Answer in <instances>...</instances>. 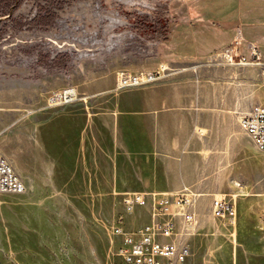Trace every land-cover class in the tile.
Wrapping results in <instances>:
<instances>
[{"label": "rangeland", "instance_id": "obj_1", "mask_svg": "<svg viewBox=\"0 0 264 264\" xmlns=\"http://www.w3.org/2000/svg\"><path fill=\"white\" fill-rule=\"evenodd\" d=\"M237 2L0 0L2 14L13 6L10 18L0 23V76L6 87L2 94L12 96L10 86L16 84L25 86L59 78L84 81L92 68L115 60H145L151 64L160 48L154 42L160 33H151V28L139 23L147 21L156 26L158 20L166 18L167 10L176 23L167 48L178 53L205 55V36L211 43L222 36L264 33V12L255 13L241 24L237 20ZM205 12L212 16V22H205ZM254 40L264 54V36H254ZM219 49L217 46L208 50L207 56L183 65H194L195 72L205 70V83L229 86L223 95L216 89L215 96H222L225 102L233 98L239 107L241 103L255 102L256 94L264 102V79L258 70L221 65L218 57L211 56ZM240 49L245 52L243 41ZM102 81H109V77ZM248 105L240 107L243 110ZM223 132L227 134L224 147L237 161L236 172L243 180H256V184H246L234 175L233 161L227 159L226 153H205L210 156L211 172L215 171L225 184L220 190H229L232 180H238L242 189L236 198L233 243L227 221L211 218L205 205L199 212L205 218V229L194 233L195 239L205 238V249L197 239L191 263L201 264L205 255V264H264V154L252 145L238 123L237 127L225 126ZM249 161L254 166L251 172ZM22 195L0 193V264H109L113 249L109 228L113 216L122 210L119 200L98 201L94 209L82 202L80 215L64 207V200L55 201L56 206L38 198L25 203ZM141 219L142 209L136 208L124 214L123 225L131 229Z\"/></svg>", "mask_w": 264, "mask_h": 264}, {"label": "crops", "instance_id": "obj_2", "mask_svg": "<svg viewBox=\"0 0 264 264\" xmlns=\"http://www.w3.org/2000/svg\"><path fill=\"white\" fill-rule=\"evenodd\" d=\"M236 8L237 20L246 24L255 13L264 12V0H238ZM211 17L205 12V22H212ZM238 35L245 46L251 43L259 48L254 36L264 33ZM233 37L222 36L210 43L205 36V55H193L168 49V36L165 41L155 42L160 48L151 64L145 60H115L92 68L84 81L59 78L25 86L9 85L10 97L2 94L6 87L0 76V153L24 184L22 200L26 203L38 198L50 201L52 206L64 200V207L80 215L82 202L94 209L98 201L119 200L122 210L115 216L120 213L124 218V214L142 209V219L133 228L126 229L122 219V228L132 231L148 221V208L135 205L126 211L121 203L123 191H173L186 185L198 193L195 231L205 229V218L199 212L205 205L209 207L211 195L225 192L220 190L225 184L215 171L211 172L210 156L205 153H226L227 159L233 161L234 175L246 184H256V180H243L236 172L237 161L224 147L227 134L223 128L237 127L242 112L254 103L264 102L258 100V94L255 102L241 103L239 107L233 98L225 102L222 96H215L216 89L223 95L230 87L205 83V70L187 69L151 84L119 91L113 89V75L118 69L153 71L162 63L187 66L183 64L207 56V51L217 46L223 48ZM259 53L264 60L262 51ZM106 77L109 81H102ZM66 85L74 86L78 94L90 96L86 107L76 102L57 109L45 108V96ZM209 89L212 91L205 92ZM246 104L242 110L240 106ZM248 168L250 172L254 170L251 161ZM237 202L236 199V206ZM194 233L187 239L190 255L186 264H192L191 250L198 239ZM110 240L112 246L119 242L117 236ZM198 241L205 249V238ZM201 264H205V255Z\"/></svg>", "mask_w": 264, "mask_h": 264}, {"label": "built area", "instance_id": "obj_3", "mask_svg": "<svg viewBox=\"0 0 264 264\" xmlns=\"http://www.w3.org/2000/svg\"><path fill=\"white\" fill-rule=\"evenodd\" d=\"M241 37L236 35L223 48L211 56L220 59V64L230 67L250 66L258 70L264 79V60L254 44H247L246 54L240 49ZM189 69L195 72L194 65L173 66L159 64L153 71L131 72L118 69L113 75L115 91L151 84ZM90 96L78 94L74 86L66 85L49 92L44 99V107L57 109L64 105L81 102L85 107ZM238 126L252 145L264 152V103H254L242 112ZM233 189L211 195L208 213L212 218L227 221L232 228L233 243L236 213V198L240 194L241 183L232 180ZM24 184L8 161L0 153V193H21ZM197 192L182 185L173 191H123L121 203L126 211L133 206H147L148 221L139 228L125 231L121 224L123 216H115L109 228L110 237L117 236L119 242L110 252L109 264H186L190 255L187 239L196 229L197 216L194 208ZM113 245L112 241H109Z\"/></svg>", "mask_w": 264, "mask_h": 264}, {"label": "trees", "instance_id": "obj_4", "mask_svg": "<svg viewBox=\"0 0 264 264\" xmlns=\"http://www.w3.org/2000/svg\"><path fill=\"white\" fill-rule=\"evenodd\" d=\"M166 13V18L162 21L158 20L156 26H153L147 21L139 23V26L151 28V33H160V36H155L154 42L165 41L175 27L176 23H174V20L171 18L172 16L169 15V11L167 10Z\"/></svg>", "mask_w": 264, "mask_h": 264}, {"label": "flooded vegetation", "instance_id": "obj_5", "mask_svg": "<svg viewBox=\"0 0 264 264\" xmlns=\"http://www.w3.org/2000/svg\"><path fill=\"white\" fill-rule=\"evenodd\" d=\"M12 10H13V6L11 4L10 6H8V8L4 14H2V12L0 11V23H3L10 18L11 14H12L11 13Z\"/></svg>", "mask_w": 264, "mask_h": 264}]
</instances>
